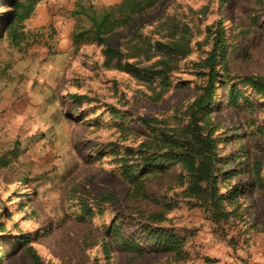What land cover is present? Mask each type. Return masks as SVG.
I'll return each mask as SVG.
<instances>
[{
    "label": "rangeland",
    "instance_id": "1",
    "mask_svg": "<svg viewBox=\"0 0 264 264\" xmlns=\"http://www.w3.org/2000/svg\"><path fill=\"white\" fill-rule=\"evenodd\" d=\"M120 1L40 0L7 30L15 0H0V264H32L28 246L44 264H264V98L238 83L264 77V0H163L106 39L147 65L157 58L147 61L143 42L168 41L172 22L188 25L192 52L166 85L105 67L102 45L76 50L73 33L92 23L74 12ZM219 28L227 40L217 62L223 77L198 119L225 159L216 164L217 185L198 165L166 163L138 196L118 157L139 164L142 153L168 149L162 132L174 138L190 127ZM233 84L246 96L235 105L226 95ZM74 93L87 99L76 103ZM235 186L231 204L221 195ZM85 206L93 214L82 219ZM146 223L184 238L182 249L147 242ZM118 232L147 251L123 250Z\"/></svg>",
    "mask_w": 264,
    "mask_h": 264
},
{
    "label": "trees",
    "instance_id": "2",
    "mask_svg": "<svg viewBox=\"0 0 264 264\" xmlns=\"http://www.w3.org/2000/svg\"><path fill=\"white\" fill-rule=\"evenodd\" d=\"M40 0H15L13 18L7 24V30L12 29L16 24L28 19L35 10L36 4ZM163 0H122L115 5H110L102 12H97L93 6L88 8H81L76 10L74 15H85L92 23L89 30H81L73 33L76 50L79 49L82 42H93L102 45L104 66L110 69H117L130 73L139 77L147 83H153L156 80H161V83L166 85L169 81L170 75L177 70L179 61L184 59L192 52L191 40L189 38V26L181 25L176 22L171 23V38L163 42L156 41L155 44L143 42L142 47L147 48V61L157 58L152 64L143 65L141 62L129 61L121 47L111 46L107 44L106 39L118 33L121 29H129L133 27L135 21L160 5ZM228 0H222L225 3ZM225 30L219 28L214 44L212 46L209 58L205 61V67L208 68V84L204 87V93L201 94L192 104V114L190 115L191 125L185 129L181 136L169 137L167 133L162 132L165 138L168 149L157 154L156 152L142 153V161L139 164L130 165L127 156L118 157L123 163L121 169L126 180L134 188V194L144 195L146 192L145 184L146 177L150 173L161 171L166 166L162 164H172L174 162H182L189 171H193L198 165L203 168L209 178L212 187L217 185L216 164H224L225 159H219L215 152V139L210 134H203L202 126L199 125L198 119L200 115H206L211 110L213 95L216 92L215 83L222 74L217 69V62L221 55H225V47L227 40L225 39ZM130 39V49L132 47ZM138 54H133L132 58H138ZM244 86H249L253 89L256 95L264 98V77L262 76H246L240 78L239 82ZM226 95L229 102L235 105L237 100L241 97H246L245 92L237 87V84L226 88ZM68 97L74 102H80L87 99L86 95L77 93L68 94ZM119 116V114L117 115ZM116 116V117H117ZM144 124L149 125L148 120L141 118ZM161 165V166H160ZM225 175V172H222ZM240 194L239 186L233 187L232 192H228L227 196L221 195L222 199L228 200L234 204L235 197ZM76 213V212H75ZM81 218L84 219L93 211L88 206L83 209ZM72 215V214H71ZM78 215V214H76ZM159 220H163L165 215L160 214ZM120 226L114 228V233L118 231ZM143 227L149 234L147 242H152L154 247L164 251L179 252L184 241L181 236L171 232L169 229L154 227L152 224H144ZM120 240V245L123 250L132 253H143L147 251L136 240H132L127 236H122L117 233ZM27 243V241H26ZM27 253L32 264H44L43 259L39 253L32 247H27Z\"/></svg>",
    "mask_w": 264,
    "mask_h": 264
},
{
    "label": "crops",
    "instance_id": "3",
    "mask_svg": "<svg viewBox=\"0 0 264 264\" xmlns=\"http://www.w3.org/2000/svg\"><path fill=\"white\" fill-rule=\"evenodd\" d=\"M118 3H119V2H118ZM115 4H117V3H114L113 5H115ZM11 114L16 115V111H15V109L11 112ZM11 114H10V115H11ZM14 121H15V123H18V120L15 119Z\"/></svg>",
    "mask_w": 264,
    "mask_h": 264
}]
</instances>
